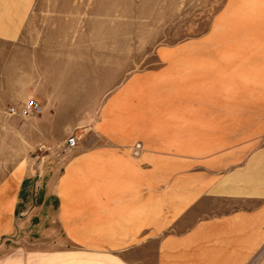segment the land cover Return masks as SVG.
Segmentation results:
<instances>
[{
    "label": "rangeland",
    "instance_id": "374dc122",
    "mask_svg": "<svg viewBox=\"0 0 264 264\" xmlns=\"http://www.w3.org/2000/svg\"><path fill=\"white\" fill-rule=\"evenodd\" d=\"M22 18L21 39L35 45L26 52L27 65L37 64V39L48 33L68 45L64 52L74 44L71 53L85 63L120 65L115 77L121 76V83L100 103L80 105L74 112L89 116L86 128L66 127L64 134L60 128L48 142L43 134H33L42 113L9 114L11 107L19 111L28 101L0 106V115L18 117L25 127L27 145L24 153L0 152V160L25 155L28 163H37V187L33 185L18 213H12V198L0 199V264H120V255L164 232L168 217L188 204L189 191L208 190L211 182L244 163L243 153L264 149V0H0V24L18 25ZM105 121L107 138L100 128ZM117 123L123 137L113 135ZM178 124L185 147L194 151H149L162 143V128ZM73 136L74 149L53 150ZM3 138V144L18 139ZM117 142L131 144L132 157L179 164L169 169V185L160 183L162 169L155 168L154 184L138 188L143 202L153 203V222L142 224L135 208L115 215L113 185L90 178L94 197L105 198L106 214L70 217L67 224L65 216L56 215L60 201L49 192L56 185L48 178L43 182V169L83 144ZM76 186L81 190L87 184ZM165 186L169 200L150 198L151 190L155 198ZM136 222L143 230H124L135 228ZM114 223L122 230L114 231ZM103 227L106 231L98 230Z\"/></svg>",
    "mask_w": 264,
    "mask_h": 264
},
{
    "label": "crops",
    "instance_id": "0c3cea01",
    "mask_svg": "<svg viewBox=\"0 0 264 264\" xmlns=\"http://www.w3.org/2000/svg\"><path fill=\"white\" fill-rule=\"evenodd\" d=\"M23 21L24 18L18 25L11 21L0 24V106H17L31 99L36 100L43 107V112L35 120L33 134H43L47 142L51 133L58 134L60 128L62 134L66 127L86 128L84 124L89 116L74 112L80 110V105L100 103L116 89L121 83V76L116 79L115 73H121V66L85 63L81 57L71 53L74 44L71 43L64 52L68 45L56 35L48 33L46 38L37 39V64L32 61L27 65L26 52L34 49L35 45L21 39ZM7 64L10 66L8 73ZM30 73H34L31 78ZM19 123L18 117L8 119L7 115H0L2 140L4 135L18 138L14 139L17 143H0V152L24 153L27 150L24 139L26 130ZM100 126L104 130L103 136L107 138L106 121ZM118 126L117 123L112 127L116 138L123 137L117 132ZM170 126L162 128V143L149 151H194L195 148L185 147L181 125ZM56 145L53 150L59 151ZM132 150L133 146L128 143H89L62 160L55 158L51 161L52 164L48 169H43L42 175L43 182L48 178L51 185H56L49 189L51 194L55 192L56 200L60 201L56 205V215L65 216L67 224L74 216L91 213L105 216V198H95L88 186L92 178L95 184L113 185L111 205L115 215L122 214L123 209L135 208V214L142 224L153 222V203H144V197H139L138 188L154 184L155 168L162 169L158 175L161 176L160 183L169 185V169L179 167V164H171L166 158L138 159L129 154ZM250 151L253 153L242 154L245 157L242 165H237L223 179L211 182L208 190L189 191L188 204L168 217L166 225L161 227L164 232L149 235L144 242L133 246L129 254L120 255L119 263L264 264V149ZM79 183H86L87 187L80 190L75 187ZM33 185L37 187L36 162L28 163L25 155L0 160V199H13V214L23 207L27 194L34 189ZM153 191H150L152 200L170 199L169 186L157 192L155 198ZM81 193L83 198L79 196ZM138 222L135 228L124 230H143L138 227ZM114 225V231L121 229V226L116 228L118 224ZM89 230L83 227V231ZM98 230L106 231V228ZM102 262L106 264V261Z\"/></svg>",
    "mask_w": 264,
    "mask_h": 264
},
{
    "label": "built area",
    "instance_id": "2783aa9c",
    "mask_svg": "<svg viewBox=\"0 0 264 264\" xmlns=\"http://www.w3.org/2000/svg\"><path fill=\"white\" fill-rule=\"evenodd\" d=\"M9 114L17 115L20 114L24 117H31L43 112V107L34 99L29 100L23 107L18 111L15 107H11L9 110ZM77 146V138L75 136L68 138L63 145H59L58 149L63 153L74 149ZM41 149H46V147H42ZM51 147L48 148L50 150Z\"/></svg>",
    "mask_w": 264,
    "mask_h": 264
}]
</instances>
